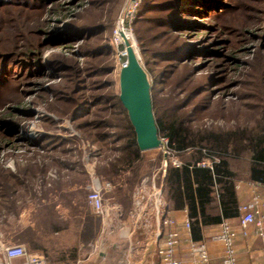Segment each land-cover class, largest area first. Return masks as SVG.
<instances>
[{"label": "trees", "instance_id": "1", "mask_svg": "<svg viewBox=\"0 0 264 264\" xmlns=\"http://www.w3.org/2000/svg\"><path fill=\"white\" fill-rule=\"evenodd\" d=\"M122 1L0 0V110L10 95L22 100L43 78L59 81L49 87L54 98L47 109L73 118L105 153L120 151L109 167L117 175L116 169L130 171L132 189L146 176V162L110 79V34ZM133 26L152 72L159 135L182 162L166 169L171 200L187 202L194 230L239 217L238 183L264 185V0H142ZM199 36L200 43H192ZM250 45L253 57L234 65ZM48 49L56 50L45 59ZM239 68L245 75L231 81ZM169 80L173 92L166 89ZM16 111L18 117L32 116ZM207 117L228 125L202 128ZM14 118L0 114L1 147L14 145ZM29 145L40 147L41 139ZM207 160L212 167L201 165ZM24 174L0 165L1 197L24 186Z\"/></svg>", "mask_w": 264, "mask_h": 264}, {"label": "crops", "instance_id": "2", "mask_svg": "<svg viewBox=\"0 0 264 264\" xmlns=\"http://www.w3.org/2000/svg\"><path fill=\"white\" fill-rule=\"evenodd\" d=\"M75 163L72 160L53 169L56 176L47 171L52 183H39L38 171L32 176L31 187L17 184L14 192L0 198L1 264L25 260L7 259L5 249L16 245L48 264H162L157 250L169 231L179 234L177 258L182 264H202L199 257L202 243L207 245L209 264H224L225 249L218 239L223 223H228L236 233L237 263L264 264L263 241L254 225L244 234L241 212L237 218L193 229L187 202L170 198L164 163L141 179L140 185L149 179L150 185L163 189L168 216L173 220L170 227L159 222L151 201L143 209H137L138 188L129 186L133 177L130 171L116 169L117 175L107 162ZM205 163L206 167H212L211 161ZM105 183L113 184L114 188L103 191L104 212L99 215L89 205L88 194L97 186L104 188ZM237 192L241 207L259 194L264 214L263 184L241 181ZM214 206L218 215L219 204Z\"/></svg>", "mask_w": 264, "mask_h": 264}, {"label": "rangeland", "instance_id": "3", "mask_svg": "<svg viewBox=\"0 0 264 264\" xmlns=\"http://www.w3.org/2000/svg\"><path fill=\"white\" fill-rule=\"evenodd\" d=\"M126 2L127 0H123L119 6L118 13L114 18L113 29L110 34L112 46L114 47V53L111 57L115 65L114 72L111 74L110 79L114 82V92L117 94H119L118 86L121 67L119 61V50L115 44V35L119 28L120 15ZM125 28L129 32L127 34H130L135 38L139 48L133 23L128 24V26L125 24ZM201 36L198 38H193L192 43H200L199 38ZM261 42H264V40L261 39ZM249 49L250 50L247 53L241 52L238 54L236 56L237 60H235L233 64L237 65L238 63L240 64L250 60L253 57L254 48L250 45ZM55 50L56 49L46 50L44 58L47 59L51 57ZM65 51L63 53H66ZM139 56L141 64L145 68L151 80L153 78L152 72L142 59L140 48ZM238 71V73L234 72V70L232 71L231 81L238 80L240 77H243V74L245 75V73L240 74L243 69L239 68ZM234 75H236V78H234ZM58 82L59 81L51 82V80L48 78H43L39 81V85L29 88L30 91L27 92L22 100L16 98L14 95H10L11 102H9L3 109L0 110V114L2 115H15L14 119L19 123V127L17 129L18 132L15 134L13 139L14 145L11 147H7L6 145L4 147L0 146V165L8 171L19 172L21 175L22 173L27 172V174L23 175L25 183L23 186L24 188L27 186L31 187L30 185L33 182L32 176L34 173L37 174L39 170H44L46 173L49 171V174L56 176V170L53 169L63 164H68L72 160L80 164L85 163L86 165L95 164L98 162H107L109 165L111 161L117 158L116 155H120V151L116 153V155H109L110 153H105L106 151H103L100 146L94 144L88 137L85 136L84 130L81 131L77 128L76 124L73 122V118L68 116H63L60 118L56 115V113L47 109L46 106H52V100L54 98V95L49 87L54 83L55 84L53 86H59L60 84ZM166 84L167 91L173 92V81L169 80ZM62 89L63 91H66L68 88L67 86H60V91H62ZM232 93L234 92L231 91L230 95ZM54 104L58 106L63 105L59 103V101H54ZM16 109L20 111H31L32 116L18 117L16 116L18 113ZM102 118H104L103 112L101 113L99 120ZM227 125L228 124L223 119L215 120L213 118L207 117L203 121L201 127H226ZM160 138L163 142L161 148L143 152V159L146 162L144 165L147 171L146 175L157 171L160 168L161 163H165L164 161H168V165L172 164L176 160L181 161L176 153H173L169 150L168 140L165 137ZM39 139H41L40 147H33L29 145V142H35ZM39 174V183L42 185L45 183H52L53 179H51V177L48 178V173L44 174V172H39ZM0 187H2L1 180ZM2 194L3 191L0 193V197Z\"/></svg>", "mask_w": 264, "mask_h": 264}, {"label": "built area", "instance_id": "4", "mask_svg": "<svg viewBox=\"0 0 264 264\" xmlns=\"http://www.w3.org/2000/svg\"><path fill=\"white\" fill-rule=\"evenodd\" d=\"M141 4L142 0H127L119 19V28L122 27V30L126 33L129 32L126 30L125 24H127L128 26V24H132L134 22ZM115 37V44L118 48L121 44L118 30ZM121 57H127V51H119V61L121 67L120 69H122L126 65V62H122ZM172 165L175 167H181L182 162L176 160L172 163ZM202 166H206V163H203ZM167 167L168 161H165L164 168ZM148 182H150L149 179H145L138 187L137 193L135 195L137 209H143L144 206H146V204L151 201L152 203H154L156 217L159 222L161 220L165 226H172L173 220L168 216V212L164 202L163 189L156 187L154 184L150 185ZM113 188V184L105 183L104 188L97 186L90 191V193L88 194V203L94 209L95 213L99 215L103 214V191H110ZM262 203V197L259 194H256L249 202H247L240 208V212L242 213L241 226L244 230V234L247 235V229L251 225H254L257 229V234L259 235V237H261L264 244V214L262 213ZM222 225V232L219 235L218 239L223 243L225 249L224 264H238L235 251L236 233L228 223H223ZM179 243L180 237L177 232L169 231L165 235H163L162 243L157 250L162 264H182V262L177 258ZM5 254L7 259H9L10 261L16 259H25L24 261L19 262H7V264H48L42 257L28 255L24 247L19 245L7 247L5 249ZM199 257L202 264L210 263L208 248L205 243H202L199 246Z\"/></svg>", "mask_w": 264, "mask_h": 264}, {"label": "water", "instance_id": "5", "mask_svg": "<svg viewBox=\"0 0 264 264\" xmlns=\"http://www.w3.org/2000/svg\"><path fill=\"white\" fill-rule=\"evenodd\" d=\"M118 50L127 51V57H121L126 65L119 74V99L134 129L137 146L141 152L159 149L163 142L153 110L149 75L128 42L119 45Z\"/></svg>", "mask_w": 264, "mask_h": 264}, {"label": "bare ground", "instance_id": "6", "mask_svg": "<svg viewBox=\"0 0 264 264\" xmlns=\"http://www.w3.org/2000/svg\"><path fill=\"white\" fill-rule=\"evenodd\" d=\"M118 35H119L120 42H121L120 45L124 44L125 42H128L129 45L132 47V49L135 51V53H136L137 55H139V48H138V45H137V43H136L135 38H134L132 35L125 33V32L122 30L121 27L118 29ZM125 51H126V50H125Z\"/></svg>", "mask_w": 264, "mask_h": 264}]
</instances>
